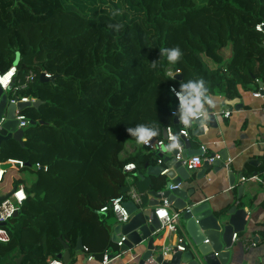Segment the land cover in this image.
Returning a JSON list of instances; mask_svg holds the SVG:
<instances>
[{
	"label": "trees",
	"instance_id": "16d2710c",
	"mask_svg": "<svg viewBox=\"0 0 264 264\" xmlns=\"http://www.w3.org/2000/svg\"><path fill=\"white\" fill-rule=\"evenodd\" d=\"M86 9L84 0H0V73L15 63L23 81L35 73L20 94L42 102L23 111L35 124L22 141L0 145L2 163L26 164L5 170L0 197L23 184L22 173L36 176L19 215L1 224L10 241L0 242V264H48L79 238L104 262L114 225L101 209L117 197L130 202L134 175L124 168L134 163L142 173L150 162L128 129L144 125L156 140L168 127L178 133L173 112L181 119L182 111L170 88L189 81L204 82L203 97L226 100L264 84V36L255 29L264 0H119L92 15ZM174 48L181 56L172 63L162 50ZM43 72L54 80L42 82ZM129 144L135 152L125 156Z\"/></svg>",
	"mask_w": 264,
	"mask_h": 264
},
{
	"label": "crops",
	"instance_id": "0c3cea01",
	"mask_svg": "<svg viewBox=\"0 0 264 264\" xmlns=\"http://www.w3.org/2000/svg\"><path fill=\"white\" fill-rule=\"evenodd\" d=\"M225 50L224 56L227 57L228 61L232 55L231 50L229 49L230 52L228 53ZM257 92L261 94L260 87L256 91L251 92L240 90L241 97L237 99L242 103V108L239 110L234 109L233 111L226 105L225 98L219 96L210 97L212 103L205 104L203 102L200 109L204 114V135L195 136L193 134L197 130L195 124L191 126L189 138L186 139L192 150H201L202 147L206 148V152L202 156L204 162L213 154L217 158L224 157L228 161L225 163V168H222L219 172H214L213 169L210 170L208 168L204 173L203 166L191 172L194 180L198 175L202 176L204 174L205 177L201 181L194 182L193 180V183L190 181L183 184L182 187L185 189L193 188V198L199 202L209 203L214 213L237 206L238 208H243L248 214L245 231L238 234V238L235 241L233 240L229 264H264V235L262 234L264 232V186L255 183L241 184L240 182L242 175H258L264 179V165L260 163L264 156L262 153L264 149V95L261 94L260 97H255L254 94ZM209 105L212 106L213 114L217 119L216 128L210 127L207 121L210 116L207 113ZM227 112H230L229 117L225 116ZM4 115H7V108ZM181 143L183 148H185V142L182 139ZM145 151L150 156V162L147 163L146 170L142 173H131L134 178L130 179L133 183L128 193L130 202H135L143 209L149 201L147 192L152 180V177L148 175V167L159 165L158 162L161 159L160 153L149 154L146 149ZM173 151L163 149L162 155L164 157H173ZM134 152L135 148L129 144L125 156ZM2 168L6 169L4 166ZM231 172L236 176L234 186L230 184L229 174ZM35 180V175L30 183L24 182L22 179L23 184L18 188L23 187L26 190V187H29ZM242 186L243 191L239 192V188ZM9 196L11 195H8L7 198ZM108 220V223L112 224L116 218L111 215ZM182 228L186 234L183 224ZM109 229L112 242L114 227L110 226ZM175 240V235L164 231L161 240L156 245L161 248L162 246L173 244ZM253 242L257 243L256 246L251 245ZM112 244L113 247L116 246L113 242ZM113 247L107 251L110 260L107 264H137L146 250L144 245L140 246L128 253L125 260H122L114 257L116 252L112 251ZM70 253L71 264H105L95 256L93 260H89V255L84 251L80 255H77L74 250L70 251ZM20 258L16 259V264H18Z\"/></svg>",
	"mask_w": 264,
	"mask_h": 264
},
{
	"label": "water",
	"instance_id": "95a60500",
	"mask_svg": "<svg viewBox=\"0 0 264 264\" xmlns=\"http://www.w3.org/2000/svg\"><path fill=\"white\" fill-rule=\"evenodd\" d=\"M21 0H16L18 4ZM16 65V63H15ZM181 78V75L177 76ZM50 80H54L51 78ZM44 74L41 75L42 82H48ZM261 94L264 95V84L259 82ZM226 105L231 108V111L239 110L242 108V103L239 99L226 100ZM42 102L35 100L32 103H18L17 105L9 104L6 96L0 88V121L7 108L6 121L2 125L0 130V145L3 142L11 139L21 142L24 131L18 129V121L15 119L16 110L23 112L28 107L38 108ZM213 108L208 106L207 113L210 114L208 122L210 127H217V119L213 114ZM201 110L196 115H199ZM203 121L204 119H198L195 121L197 130L193 133L195 136H203ZM178 124V119H175ZM34 121H30V125H34ZM43 124V122H40ZM166 132L164 133V138ZM155 140V138H151ZM185 142V148L183 155L185 157H193L197 155L204 156L201 150H192L186 139H182ZM264 155V149H263ZM177 151H173V157H164L160 154V158L163 160L162 165L149 166L148 175L152 177L149 185V191L147 195L149 201L146 207L140 208V205L135 202H127L124 206L128 209L131 218L126 224H118L116 220L112 222L114 225L112 242L117 244L122 237H126L123 242V246L116 251L114 257L119 256V259L125 260L126 255L136 250L140 246H145V253L137 264H144L147 259L152 256H156V260L160 264H229L231 257V248L233 245L234 235H238L245 231L247 226V216L243 208L237 206L232 207L229 210H223L219 213H214L206 202H199L193 198V188L185 189L183 184L188 182L193 183L192 173L187 170L183 165L176 160ZM209 158H213V162L209 163L206 160L203 164V170L209 168L214 172H219L222 168H225L227 159L224 157L217 158L216 155H211ZM261 165H264V156ZM12 167V164L6 165ZM5 166V167H6ZM167 172L163 174V172ZM205 177L204 174L198 175L195 181H201ZM230 184L234 186L236 176L233 172L229 174ZM179 188L171 189L172 186H179ZM243 191V186L239 188V192ZM6 197H0V202L6 200ZM166 200L167 203L181 215V222L184 230L190 239L191 245L185 253L174 252L169 258L159 254V248L156 243L161 240L164 230L161 227V223L156 217V208L160 202ZM19 212H16L14 216H18ZM5 225V224H3ZM65 252L60 256V260L64 264H71V253L69 247L63 242ZM84 244L81 238L78 239L74 252L77 255L83 253ZM18 264H22V258L18 260Z\"/></svg>",
	"mask_w": 264,
	"mask_h": 264
},
{
	"label": "built area",
	"instance_id": "2783aa9c",
	"mask_svg": "<svg viewBox=\"0 0 264 264\" xmlns=\"http://www.w3.org/2000/svg\"><path fill=\"white\" fill-rule=\"evenodd\" d=\"M256 31L263 34L264 36V22L258 24L256 26ZM46 79H51L52 76L46 72H43ZM36 78V74L32 71L26 76L25 80L23 81L20 78L19 71L17 66H12L9 70L4 73H0V88L3 91V94L11 95V97L7 100L9 104L17 105L18 103H32L35 102L36 99L30 97H24L20 93L28 88V86L34 83ZM171 92L174 94L178 101L179 110H181V100L176 95L182 91L177 90L174 87H171ZM255 97H260L261 94L259 92L254 94ZM210 99V97H208ZM203 99V95L201 96ZM205 104H208L205 102ZM173 116L178 119L180 124V130L176 133L173 128L168 127L166 129V137L159 140H151L149 139L147 144L143 143L144 148L147 150L149 154H162L163 149H168L170 144H178L179 147L171 148L170 150L177 151L176 160L180 162L183 167H185L190 172L196 171L203 166L204 160L201 155L193 156V157H185L183 155V145L181 143V139H187L190 135V128L191 126L195 125V121L198 119L204 118V114L201 112L199 115H195L193 121L189 125H184L181 119L178 118L177 111L173 112ZM226 117L230 116V112L225 113ZM15 119L18 121V129L24 130L25 128L30 125V121L26 118L23 112L16 110L15 112ZM6 121V115H3L0 121V130H2V125ZM201 151L203 154L206 152V148L202 147ZM209 163L213 162V158L207 159ZM159 165L163 164V160H159ZM12 164V167H18L19 169H23L26 167V164L22 161L18 160H9L6 163H2L0 161V180L3 178L5 170L2 167ZM36 169H43L45 172L47 171V167L41 166L37 164L35 166ZM137 170L136 165L134 163H130L125 166L124 171L127 173H135ZM167 172L165 170L162 175ZM264 174V173H263ZM262 174V175H263ZM241 184L247 183H255L264 186V179L259 177L258 175H251V176H244L242 175L240 178ZM179 186H172L171 189L179 188ZM134 198V196H133ZM132 198V199H133ZM27 199V193L25 192L23 187L17 188L14 192L6 198L0 204V242L1 243H8L10 241V236L8 231L1 226L2 223H5L9 219H11L16 212L19 211V207L22 203ZM125 202L123 201L122 197L114 198L110 201V203L104 206L101 209L102 213L112 212L115 216L118 224H126L129 222L131 215L128 209L124 206ZM156 217L161 223V227L164 231H168L171 234L176 236V240L173 244L168 246H162L159 250V254H161L164 259L169 258L174 252H181L185 253L191 242L186 234L183 232L182 223H181V215L179 212L175 211L166 200L160 202L159 206L156 208ZM237 235L235 234L233 240L237 239ZM126 240V237H122V239L116 244L118 250L123 246V242ZM257 243L253 242L251 245L256 246ZM85 253L89 255V260H93L94 256L89 253V250L84 247L83 250ZM119 256H116L118 258ZM105 261L104 263L107 264L109 260V253H105ZM156 256H152L145 261L144 264H160L156 260ZM48 264H64L60 259L50 260Z\"/></svg>",
	"mask_w": 264,
	"mask_h": 264
},
{
	"label": "clouds",
	"instance_id": "9594fccd",
	"mask_svg": "<svg viewBox=\"0 0 264 264\" xmlns=\"http://www.w3.org/2000/svg\"><path fill=\"white\" fill-rule=\"evenodd\" d=\"M163 53L167 55V59L169 62H176L180 56L181 52L179 48L174 49H163ZM153 67L155 65L153 64ZM204 88L203 81L192 82L189 81L186 84H182V92L177 93L176 95L181 100V121L184 125H189L191 123L189 117L195 116L197 113L200 112L202 107V100H201V90ZM186 93V95H185ZM204 102L211 104L212 101L205 95L203 97ZM128 132L137 138V143H144L147 144L149 139L156 135L154 129L148 128L144 125L137 126L135 129H128ZM179 147L178 144H170L168 149Z\"/></svg>",
	"mask_w": 264,
	"mask_h": 264
},
{
	"label": "rangeland",
	"instance_id": "374dc122",
	"mask_svg": "<svg viewBox=\"0 0 264 264\" xmlns=\"http://www.w3.org/2000/svg\"><path fill=\"white\" fill-rule=\"evenodd\" d=\"M68 2V5H71V4H75V2H81L83 0H66ZM119 0H105V1H102V0H96V2H93L92 0H84V5L86 4L87 5V9H86V12L89 14V15H92L94 13V11L96 10H99L100 8L103 9V8H111L113 6L114 3H117ZM116 11H118L119 13L123 14L124 12H127V8L126 7H121V8H115ZM226 53L230 52L229 48H227L225 50ZM227 57H225V60ZM7 98V100L11 97V95H7V94H4ZM4 168L8 169L10 168L9 166H4ZM34 175L32 174H28V173H22L20 175L21 179H23L24 182H27V183H30L31 179L33 178Z\"/></svg>",
	"mask_w": 264,
	"mask_h": 264
}]
</instances>
